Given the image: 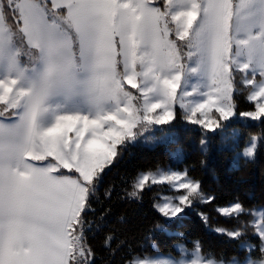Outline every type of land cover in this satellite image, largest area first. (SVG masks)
<instances>
[{
    "label": "snow or ice",
    "instance_id": "1",
    "mask_svg": "<svg viewBox=\"0 0 264 264\" xmlns=\"http://www.w3.org/2000/svg\"><path fill=\"white\" fill-rule=\"evenodd\" d=\"M245 91L254 111H239ZM71 97L85 107L67 110ZM178 114L209 130L264 124V0H0V264H95L102 174L138 129ZM149 181L183 190L156 205L167 218L215 201L179 171L138 175L129 197ZM218 211L251 214L238 200ZM178 264L221 261L196 244Z\"/></svg>",
    "mask_w": 264,
    "mask_h": 264
},
{
    "label": "trees",
    "instance_id": "2",
    "mask_svg": "<svg viewBox=\"0 0 264 264\" xmlns=\"http://www.w3.org/2000/svg\"><path fill=\"white\" fill-rule=\"evenodd\" d=\"M247 95L245 91L240 97L239 111L255 110ZM175 123L172 128L160 124L163 129L157 133L177 130L166 141L178 146L176 162L165 144L137 140L118 146V156L102 174L95 212L89 217L92 228L87 232L95 264H134L135 259L162 255L181 258L192 253L196 244L221 264L264 257V240L253 224L264 221V124L259 120L245 125L231 121L207 131L187 120L178 118ZM253 136L256 153L247 158L240 151ZM164 171L187 172L215 201H194L177 217L167 218L156 205L183 190L149 181L151 190L146 187L139 198L129 197L138 175ZM237 200L251 214L230 218L218 211L219 206ZM221 229L229 230L228 234ZM233 229L238 230L237 237L231 236Z\"/></svg>",
    "mask_w": 264,
    "mask_h": 264
},
{
    "label": "rangeland",
    "instance_id": "3",
    "mask_svg": "<svg viewBox=\"0 0 264 264\" xmlns=\"http://www.w3.org/2000/svg\"><path fill=\"white\" fill-rule=\"evenodd\" d=\"M193 83H195V78H193ZM187 86V85H186ZM135 92V90H133ZM246 99H247V96H246ZM249 101V100H248ZM255 104L254 101H251ZM181 110H179L178 106H177V112L179 113ZM241 112H244V111H241ZM183 119V120H186L182 115H177L176 119ZM172 120L170 121L169 123H166L165 124V127H169V128H172L173 126H176L177 124L179 125L180 122H177V124L175 123V120ZM221 121V120H220ZM219 121V122H220ZM223 121H227L223 124H219V126H223L225 125L226 123H231V121H236V122H240L242 123L243 125L245 124H248L249 121H253L251 120L250 118L248 117H242V116H233V117H230L229 120H223ZM256 121V120H255ZM175 124V125H174ZM239 126L238 124L237 125H233V127H237ZM202 127V126H201ZM204 130H207V131H213L215 130L216 126H213V129L209 130V129H205L204 127H202ZM163 129L160 128L159 125H149L147 126L146 128H143V129H138V135L136 136V138L134 140H131V141H126V143H134L135 141L139 140V141H149L150 144H165V148L171 153L172 155V158H173V161L176 162L178 160L177 158V149H178V146L177 145H174V146H171V145H168L166 143V141L171 138V135L173 132H176L177 130H167V129H164L161 133H157V131ZM255 142L256 144V137L253 136L251 137L249 140H247V143L246 145L241 149L240 151V154L249 158V156H247L245 153H246V148L247 147H250L252 146V143ZM125 144L123 146H125ZM118 150V149H117ZM165 172V171H164ZM169 197H166L163 199V201L165 199H168ZM162 201V202H163ZM188 256V255H187ZM187 256H184V257H181V258H174L172 257V255H162V256H158V257H154V258H144V259H149V260H152V259H160V260H171L172 264H178V262L180 260H183L185 257ZM237 264H252V262L250 261H246V262H243V263H237Z\"/></svg>",
    "mask_w": 264,
    "mask_h": 264
},
{
    "label": "crops",
    "instance_id": "4",
    "mask_svg": "<svg viewBox=\"0 0 264 264\" xmlns=\"http://www.w3.org/2000/svg\"><path fill=\"white\" fill-rule=\"evenodd\" d=\"M62 103H66L67 110L71 111L82 110L85 107L84 102L79 97L68 98Z\"/></svg>",
    "mask_w": 264,
    "mask_h": 264
}]
</instances>
